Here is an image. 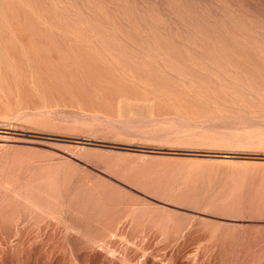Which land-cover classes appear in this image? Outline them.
Returning a JSON list of instances; mask_svg holds the SVG:
<instances>
[{
  "label": "rangeland",
  "instance_id": "rangeland-1",
  "mask_svg": "<svg viewBox=\"0 0 264 264\" xmlns=\"http://www.w3.org/2000/svg\"><path fill=\"white\" fill-rule=\"evenodd\" d=\"M0 264H264V0H0Z\"/></svg>",
  "mask_w": 264,
  "mask_h": 264
}]
</instances>
